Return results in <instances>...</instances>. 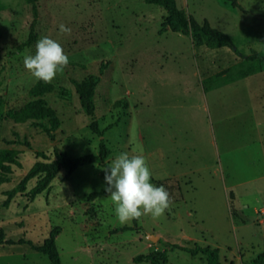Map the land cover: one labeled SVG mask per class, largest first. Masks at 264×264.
I'll list each match as a JSON object with an SVG mask.
<instances>
[{
	"label": "rangeland",
	"instance_id": "1",
	"mask_svg": "<svg viewBox=\"0 0 264 264\" xmlns=\"http://www.w3.org/2000/svg\"><path fill=\"white\" fill-rule=\"evenodd\" d=\"M236 1L242 11L228 0H175L188 16L229 36L241 54L264 55V0ZM165 16L144 0H40L36 40L18 51L28 38L30 8L25 0H0L3 110L30 99L36 79L23 57L34 54L38 39L58 40L69 60L51 80L53 92L43 95L59 119L51 138L46 121L0 122V264H50L34 247L55 227L61 264H150L134 259L154 253L164 255L159 264H207L201 254L181 250L196 247L217 249L219 264H250L264 253V63L242 78L258 61L161 33ZM60 24L70 34L59 33ZM105 62L94 95L110 151L105 162L124 151L146 157L151 182L170 194L158 218L120 223L110 196L87 201L105 188V168L98 165L60 170L34 198L37 179L24 182L36 162L53 161L56 153L97 154L100 137L90 131L71 81L98 75ZM121 227L131 229L115 232Z\"/></svg>",
	"mask_w": 264,
	"mask_h": 264
},
{
	"label": "trees",
	"instance_id": "2",
	"mask_svg": "<svg viewBox=\"0 0 264 264\" xmlns=\"http://www.w3.org/2000/svg\"><path fill=\"white\" fill-rule=\"evenodd\" d=\"M40 0H25L30 8L32 14V22L29 28L28 38L18 46L17 50L30 47L36 40L35 23L37 19V3ZM231 6L242 11L241 6L236 0H228ZM146 4L158 5L164 9L166 16L161 25V33L169 30L174 33H180L190 38L194 46L208 45L212 48H229L241 60L248 62L258 61L256 66L250 67L247 72L241 73V77H247L261 70V63H264V55L257 52H252L250 55H243L236 48L232 40L226 34L212 28L210 24L204 20L197 22L193 17L188 16L183 10L179 9L175 0H144ZM109 63L105 62L100 65L98 75H91L84 79L77 81L72 80L71 84L78 97V101L83 113L89 118V129L92 133L100 137L97 154H87L80 157L72 158L66 152L56 153V158L50 162H36L26 177L24 182L30 179H37L36 187L31 191L30 197L34 196L49 187L57 173L62 169H67L69 172L76 170L79 167L98 165L102 168H107L105 160L110 154L102 138L103 131L98 127L95 119V104L94 95L95 90L100 82V77L104 74ZM229 73V69L222 71L215 76L217 78ZM54 85L51 81L36 80L29 88L27 95L29 100L20 108H10L3 110L2 99L0 97V122L9 120L14 124H23L32 122L34 124L46 121L47 126H44V132L48 137H52V133L59 128V119L55 110L47 105L43 99V95L53 92ZM119 101L113 103V107H118ZM117 121L107 126V129L113 128ZM16 157L10 156V162L14 163ZM108 196L103 190L91 192L87 195L86 200L91 202L97 198ZM138 218L133 219L134 224ZM130 227H121L115 229V232H124L130 230ZM60 229L55 227L50 233L49 237L44 240L41 246L34 247V249L45 256H47L50 264H61L59 253L54 241L55 236L59 234ZM4 243L3 233L0 230V244ZM8 244H13L7 242ZM22 243V241H20ZM29 243V242H28ZM181 250L189 253L191 256L201 254L205 257L207 264H219L218 251L209 247H196L194 249L181 248ZM142 259L149 260L150 264H159V261L164 260L162 253H154L151 256H138L134 262H140ZM250 264H264V253L257 255L251 260Z\"/></svg>",
	"mask_w": 264,
	"mask_h": 264
},
{
	"label": "clouds",
	"instance_id": "3",
	"mask_svg": "<svg viewBox=\"0 0 264 264\" xmlns=\"http://www.w3.org/2000/svg\"><path fill=\"white\" fill-rule=\"evenodd\" d=\"M59 33L70 34L65 24L58 26ZM68 56L61 43L49 36L37 40L34 54L23 57L24 67L38 81H51L64 66ZM152 171L146 157L120 152L105 168L104 191L110 196L114 214L120 223L151 215L160 217L168 208L170 194L163 185L151 182Z\"/></svg>",
	"mask_w": 264,
	"mask_h": 264
},
{
	"label": "water",
	"instance_id": "4",
	"mask_svg": "<svg viewBox=\"0 0 264 264\" xmlns=\"http://www.w3.org/2000/svg\"><path fill=\"white\" fill-rule=\"evenodd\" d=\"M147 239L151 240V241H156V237L155 236H148Z\"/></svg>",
	"mask_w": 264,
	"mask_h": 264
},
{
	"label": "crops",
	"instance_id": "5",
	"mask_svg": "<svg viewBox=\"0 0 264 264\" xmlns=\"http://www.w3.org/2000/svg\"><path fill=\"white\" fill-rule=\"evenodd\" d=\"M263 70V68L261 67V71Z\"/></svg>",
	"mask_w": 264,
	"mask_h": 264
}]
</instances>
